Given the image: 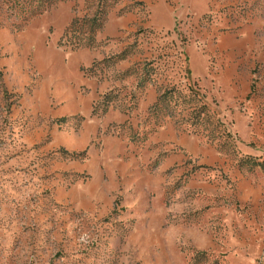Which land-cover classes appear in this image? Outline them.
Wrapping results in <instances>:
<instances>
[{"label": "rangeland", "instance_id": "rangeland-1", "mask_svg": "<svg viewBox=\"0 0 264 264\" xmlns=\"http://www.w3.org/2000/svg\"><path fill=\"white\" fill-rule=\"evenodd\" d=\"M0 264H264V0H0Z\"/></svg>", "mask_w": 264, "mask_h": 264}, {"label": "trees", "instance_id": "trees-1", "mask_svg": "<svg viewBox=\"0 0 264 264\" xmlns=\"http://www.w3.org/2000/svg\"><path fill=\"white\" fill-rule=\"evenodd\" d=\"M96 19V18H94ZM94 25H96V21L93 23ZM81 27L79 23L77 22H74L68 29V32L67 33H72L75 34L76 30H78V28ZM98 26H94V29H97ZM91 32V31H90ZM91 38H93L92 35H90ZM163 97V96H162ZM199 114V113H198Z\"/></svg>", "mask_w": 264, "mask_h": 264}]
</instances>
